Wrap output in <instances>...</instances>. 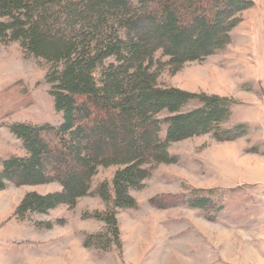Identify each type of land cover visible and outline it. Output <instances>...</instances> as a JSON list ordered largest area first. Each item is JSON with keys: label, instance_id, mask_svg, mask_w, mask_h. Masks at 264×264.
<instances>
[{"label": "trees", "instance_id": "obj_1", "mask_svg": "<svg viewBox=\"0 0 264 264\" xmlns=\"http://www.w3.org/2000/svg\"><path fill=\"white\" fill-rule=\"evenodd\" d=\"M253 7L252 0H0V42L18 43L25 56L48 66L45 82L62 115L56 127L9 128L27 156L2 162L0 191L9 185L61 187L28 193L15 215L75 207L90 195L100 168L117 167L111 183L94 191L107 205L100 218L114 239L107 249L119 243L118 211L138 206L131 191L155 167L176 163L171 144L209 134L218 143L246 137L245 124L223 127L232 100L162 87L158 79L163 67L176 73L224 50L241 15ZM159 53L166 62L155 60ZM194 101L199 106L184 111ZM184 201L201 210L214 204L203 197ZM99 238L91 236L86 246Z\"/></svg>", "mask_w": 264, "mask_h": 264}, {"label": "rangeland", "instance_id": "obj_2", "mask_svg": "<svg viewBox=\"0 0 264 264\" xmlns=\"http://www.w3.org/2000/svg\"><path fill=\"white\" fill-rule=\"evenodd\" d=\"M252 1L253 12L241 15V20L250 24L249 32L253 22L259 25L260 40L254 26L258 55L254 54L253 61L245 64L238 55L233 61L229 59V50L240 46L239 29L232 48L188 63L176 73L163 67L158 84L195 94L230 96L237 95L238 82H243L241 87H255L264 97V0ZM259 12L263 22L258 21ZM155 60L167 61L160 53ZM47 70L44 62L25 56L18 43L0 42V171L3 161L27 156L10 126L27 123L56 127L62 123L45 82ZM246 78H255L254 85ZM198 106L196 101L191 102L184 111ZM165 136L163 126L161 138ZM214 143L218 142L209 134L171 144L169 153L176 163L155 167L142 187L131 191L138 206L118 211L119 243L107 249L106 242L114 241L111 229L100 220L107 205L94 191L101 183H111L117 167L100 168L90 195L75 207L59 206L48 214H29L24 219L15 214L28 193L46 195L60 192L61 187L56 183L9 185L0 191V264H264L261 189L234 180L240 160H203ZM253 148L248 147L247 153H258ZM192 197L210 198L213 207L193 209L184 201ZM221 206L223 210L219 211ZM91 236L101 238L86 246Z\"/></svg>", "mask_w": 264, "mask_h": 264}, {"label": "crops", "instance_id": "obj_3", "mask_svg": "<svg viewBox=\"0 0 264 264\" xmlns=\"http://www.w3.org/2000/svg\"><path fill=\"white\" fill-rule=\"evenodd\" d=\"M254 8L255 7L248 11L253 12ZM248 11L244 12L242 15H245ZM251 25L253 26V29L249 32L248 29L250 24L246 23L243 18L241 23H239V25H237V27L231 32V44L227 46L230 48L235 44L234 35L236 36L239 29L241 32L238 34L240 46L235 47L233 50H229V53L231 54L229 59L231 61L235 60V56L238 55L239 57H243L242 62L247 64V61H251V59L253 61V56L255 57L254 54H257L255 51L254 39L257 34V39L260 40V29L258 28L259 25L254 24V22ZM254 26L257 27L256 34L254 32ZM242 30L245 31L242 32ZM246 79L247 83L249 82L251 85H254V82L252 81L255 78ZM241 83L243 82H238L239 88H237V95H217L223 98H228L234 102L231 107V117L223 127L232 128L239 124H245L249 127L248 134L246 137L238 139L235 142L224 143L223 145L220 143H214L205 153L203 160H240L238 167L239 174L234 180L241 181V184L243 185L258 187L261 189V191L258 190L259 194L264 198V97L259 95V90L255 87H250L248 84L241 87ZM249 145L256 147V149L260 147V150L258 153L248 154L247 149L250 147ZM263 198L262 201H264Z\"/></svg>", "mask_w": 264, "mask_h": 264}]
</instances>
